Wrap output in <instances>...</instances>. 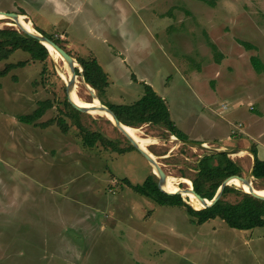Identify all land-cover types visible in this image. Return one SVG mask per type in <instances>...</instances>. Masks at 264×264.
<instances>
[{
	"label": "rangeland",
	"instance_id": "374dc122",
	"mask_svg": "<svg viewBox=\"0 0 264 264\" xmlns=\"http://www.w3.org/2000/svg\"><path fill=\"white\" fill-rule=\"evenodd\" d=\"M0 11L63 40L76 61L95 57L108 75L100 93L107 105L130 104L143 95V82L151 85L193 142L160 125L135 127L155 140L148 149L166 175L191 177L199 158L220 149L248 175L251 157L235 149L264 135V70L250 61L264 64V0H0ZM7 26L23 28L0 15V28ZM19 60L26 66L0 77V264H264V226L240 230L219 218L198 224L181 207L126 186L123 179L141 184L152 172L135 147L83 146L68 117V131L61 130L56 106L38 119L54 118L46 128L18 121L39 100H61L69 80L63 59L50 55L33 61L16 50L0 67ZM78 73V96L97 104ZM89 115L82 117L88 129L128 146L107 116Z\"/></svg>",
	"mask_w": 264,
	"mask_h": 264
},
{
	"label": "trees",
	"instance_id": "16d2710c",
	"mask_svg": "<svg viewBox=\"0 0 264 264\" xmlns=\"http://www.w3.org/2000/svg\"><path fill=\"white\" fill-rule=\"evenodd\" d=\"M36 30L48 36L56 44L65 49L63 40L37 27ZM239 42L248 49L255 47L253 44L246 41L239 40ZM16 50L28 53L30 59L33 61L44 62L49 58V53L45 46L31 35L9 26L0 28V62L7 60ZM77 61L82 67L84 81L96 91L100 101L113 112L122 124L136 128L143 124L160 125L177 139L187 140L186 135L172 120L165 99L158 95L151 85L143 82V95L130 104L117 103L107 105L100 98V93L103 92L109 84L107 73L93 56L78 57ZM250 61L256 71L260 72L264 70V64L258 56H251ZM26 64L27 61L25 60H19L15 63H4V65L0 67V77L7 76L12 70L22 68L26 66ZM76 73L79 74L77 69ZM63 92L64 94L61 100L57 98H48L37 101V106L31 112L17 115L18 121L46 128L53 123L54 118H50L45 122H38V119L41 118L48 109L56 106L58 113L56 122L61 130L64 133L68 131V117L70 119V124L75 125L78 129V134L83 146L91 148L96 145H101L104 149H109L117 153L135 149L128 141L127 147H121L118 141L108 138L102 132L88 129L86 125L83 124L82 117L89 114L81 112L70 105L65 95V85L63 86ZM249 152L256 155L253 176L256 179L264 180V160L258 158L255 148L251 147ZM194 169L195 171L191 177L185 174H182V177L189 178L188 181L191 187L193 186L195 192L209 200L213 198L223 180L228 177L243 176V167L241 163L233 160L227 153L222 151H211L203 155L199 158ZM123 182L126 186L132 188L134 192L153 200L158 205L181 207L188 216L198 224L204 223L209 219L219 218L229 227L240 230L264 226V200L256 198L234 185H226L219 199L212 205L201 209H194L183 200V196L181 197L180 194H169L161 190L158 185V178L152 172H150L141 184H132L128 179H123ZM164 188L167 191H176L167 188L165 185ZM230 195L235 196L234 201L228 199Z\"/></svg>",
	"mask_w": 264,
	"mask_h": 264
},
{
	"label": "water",
	"instance_id": "95a60500",
	"mask_svg": "<svg viewBox=\"0 0 264 264\" xmlns=\"http://www.w3.org/2000/svg\"><path fill=\"white\" fill-rule=\"evenodd\" d=\"M0 14L6 16V18H9L11 20H13L15 22V24H17V26L19 27V24L17 22V17H18V13L16 12H2L0 11ZM21 28V27H19ZM22 31L26 32L27 34L31 35L32 37H34L35 39H37L42 45L45 46V48L47 49L49 55V48L48 45H50L51 47H53L57 53L60 55V57L63 59V61L70 67L71 71H72V76L69 79L68 82H65V89H66V97L68 102L70 103V105L72 107H74L75 109L81 111V112H85V113H89L90 114V110H94V109H98V110H105L109 115L110 118H108V120H111V122L114 124V126L116 128H118L120 130V132L127 138V140L130 142V144L132 146H134L136 149H138L144 156L145 158L149 161V163L151 164V168H152V173H154L157 178H158V185L160 187L161 190H163L164 192H167L169 194H180L182 197V193L183 192H188L190 194H192L194 196V198H196L197 200L201 201L203 203V205L200 208H194V209H201V208H205L208 207L210 205H212L217 199H219V197L221 196V192L223 190V188L226 185H234L231 183V180H238V182L241 184L242 187H238L235 185V187L241 188L242 191L249 193L250 195L259 198V199H263L264 200V194H261L259 192H257L254 188H253V183H252V178H254L253 176V170L255 167V163H256V155L254 153H250L251 155V168L250 171L248 173L247 176H234V177H228L225 180H223V182L221 183V185L219 186V188L217 189L215 195L213 196L212 199H207L204 198L202 196H200L198 193L195 192V190L193 189V186L191 188H180V190H176V191H167L164 188V184H165V180H166V175L164 173V171L162 170V168L160 167V165H158V163L156 162V160H154L150 154H148V152L144 149H142L137 142L134 140V138L124 130V125L122 124L117 117L113 114V112L104 104H102L97 96V100H98V104L95 106H87V105H82L77 103L76 101H74V99L72 98L71 95V87L74 84L75 78L77 76L76 73V68L79 70V72L82 75V67L81 65H79V63L62 47H60L58 44H56L52 39H50L48 36L38 32L36 29L32 32L26 29L21 28ZM51 56V55H50ZM82 79L84 84L88 87V90L90 91L89 88H92L88 83H86L84 81L83 75H82ZM91 94V98L92 100H94V95L92 93ZM184 143H188V144H192L193 142L189 141V140H182ZM215 151H222L227 153L228 156H230L232 154V152L228 151V150H215ZM236 152V151H235ZM246 185L247 189H244L243 186ZM183 198V197H182ZM183 200L188 203L184 198ZM189 204V203H188ZM190 205V204H189ZM191 206V205H190Z\"/></svg>",
	"mask_w": 264,
	"mask_h": 264
},
{
	"label": "bare ground",
	"instance_id": "6f19581e",
	"mask_svg": "<svg viewBox=\"0 0 264 264\" xmlns=\"http://www.w3.org/2000/svg\"><path fill=\"white\" fill-rule=\"evenodd\" d=\"M0 15H2V14H0ZM4 16V15H3ZM24 18H23V16L22 15H18V17H17V22L19 23V25H21V27H23L24 29H26V30H29V31H34L35 29H34V27L32 26V25H30V23L29 22H26V21H24L23 20ZM48 48H49V52H50V55L51 56H53L55 59H58L59 57H60V55L57 53V51L53 48V47H51L50 45H48ZM61 58V57H60ZM64 69H65V71L63 72V75H65V77H66V80H68V79H70L71 78V76H72V71H71V69L69 68V66L67 65V64H64ZM62 73V72H61ZM62 75V76H63ZM64 78V77H63ZM69 81V80H68ZM77 81V80H76ZM76 81H75V84H73L72 85V87H71V95H72V98L74 99V101H76L77 103H79V104H82V105H87V106H90V107H92V106H95V105H97V104H93V103H91V102H87V101H85V100H83L81 97H79L78 96V87H77V83H76ZM91 89V88H90ZM96 94V93H95ZM94 94V95H95ZM92 113L93 112H97V113H100V114H102V115H104V116H107V119L108 118H110V115L105 111V110H98V109H94V110H90ZM101 115V116H102ZM124 128V130L126 131V132H128L133 138H134V140L137 142V144L142 148V149H144V150H146L147 152H148V154H152L150 151H149V149H148V147H149V145H151V144H154V141L155 140H153V139H150V138H148V137H145V136H143L142 135V133H141V131L139 130V129H136L135 127H132V126H124L123 127ZM171 138H174V135L172 136L171 135ZM176 138V137H175ZM156 143V142H155ZM241 152V154H247V153H245V152H243V151H240ZM240 152H238L239 153V155H240ZM238 153H236V154H238ZM234 155V154H233ZM250 155V154H249ZM152 156V158H154V160L156 159L154 156H153V154L151 155ZM247 158V157H246ZM158 163V165H160L161 166V164L159 163V162H157ZM166 175V174H165ZM168 178V179H167ZM170 179H172V180H170ZM184 182L185 184H186V186L184 185V187H181V186H179V185H172L173 183H171L172 181H174V182ZM260 180V179H259ZM231 183L232 184H234V185H236V186H238V187H242L241 186V184L238 182V180H231ZM165 186L167 185L170 189H174V190H180V188H191V185H190V182L188 181V179H186V178H184V177H180L179 179H176L175 177H173V176H170V175H166V180H165V184H164ZM254 186V185H253ZM255 187V186H254ZM253 187V188H254ZM243 188L244 189H247V186L246 185H244L243 186ZM257 192H259V193H261V194H264V188H254ZM183 194H185L186 196H185V198H184V195ZM182 196H183V198L192 206V207H194V208H200L202 205H203V203H201V201H199V200H197L196 198H194V196L192 195V194H190V193H188V192H183L182 193ZM187 197H188V199H187ZM193 200V201H192ZM195 203V204H194Z\"/></svg>",
	"mask_w": 264,
	"mask_h": 264
},
{
	"label": "crops",
	"instance_id": "0c3cea01",
	"mask_svg": "<svg viewBox=\"0 0 264 264\" xmlns=\"http://www.w3.org/2000/svg\"><path fill=\"white\" fill-rule=\"evenodd\" d=\"M223 107H225V104L223 105ZM253 127H256V126H249V129L250 128H253ZM264 133V132H263ZM259 136H261V135H259ZM262 136H264V135H262ZM261 136V137H262ZM261 137H258L259 138V141H256V143L254 142V143H251V144H248V145H246V146H240V147H238L237 149H235V151H243V152H245V153H247V155H249L250 153H249V149L251 148V147H253V148H255L256 149V151H257V156H258V158L260 159L261 157H260V154H263L264 155V137L262 138V140H261ZM255 140V139H254ZM203 144H206V142L205 143H203ZM250 157H251V155H249ZM262 160H264V159H262Z\"/></svg>",
	"mask_w": 264,
	"mask_h": 264
},
{
	"label": "built area",
	"instance_id": "2783aa9c",
	"mask_svg": "<svg viewBox=\"0 0 264 264\" xmlns=\"http://www.w3.org/2000/svg\"><path fill=\"white\" fill-rule=\"evenodd\" d=\"M241 126V124H238V127H240ZM232 133H235V131L234 130H232Z\"/></svg>",
	"mask_w": 264,
	"mask_h": 264
}]
</instances>
